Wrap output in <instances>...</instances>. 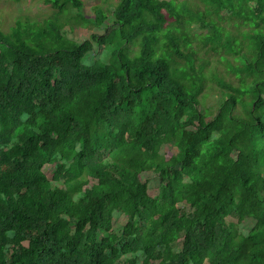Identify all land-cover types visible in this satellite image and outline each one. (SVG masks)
I'll use <instances>...</instances> for the list:
<instances>
[{"label": "trees", "instance_id": "1", "mask_svg": "<svg viewBox=\"0 0 264 264\" xmlns=\"http://www.w3.org/2000/svg\"><path fill=\"white\" fill-rule=\"evenodd\" d=\"M200 1L118 0L83 40L0 28V264H264V0ZM221 11L252 32L222 42ZM207 17L239 79L211 118L195 50L172 66Z\"/></svg>", "mask_w": 264, "mask_h": 264}, {"label": "rangeland", "instance_id": "2", "mask_svg": "<svg viewBox=\"0 0 264 264\" xmlns=\"http://www.w3.org/2000/svg\"><path fill=\"white\" fill-rule=\"evenodd\" d=\"M81 9L69 6L65 11L59 12L51 3L46 0H0V28L3 31H9L15 27L18 22L23 24L36 23L45 26L49 23H57L62 25L66 35L72 39L83 40L93 31L102 32L103 29H97L80 18H92L98 10H103L109 14L118 0H80ZM190 8L195 13H204L205 6L200 0H187ZM167 25L171 24L174 19L167 14ZM216 27L222 29L221 41L225 42L228 35H237L242 39L244 34L252 32L247 24L237 20L229 15L227 11H221L220 18H215ZM181 30L190 37L192 47L181 46L182 55L175 54L173 56V67H188L187 57L195 50L196 66L202 65L203 73L206 78L205 88L203 92V105L210 118L215 113L218 106V99L222 91H230L219 85V81L236 86L239 79L231 68L227 65V58L232 64L235 62L233 54L228 53L224 45L219 44L213 47L211 42H205L206 34H212L213 26L210 23V17L206 18V24L198 21L187 28V24L183 25ZM239 44V43H237ZM139 47V45H137ZM98 57L104 60H111V53L104 50L98 54ZM89 62V60H88ZM145 179L150 178L148 173L144 174ZM151 194L154 195L158 191L159 181L151 179ZM123 222V218L118 215L116 226ZM250 222L244 221L239 224L242 231H247Z\"/></svg>", "mask_w": 264, "mask_h": 264}]
</instances>
